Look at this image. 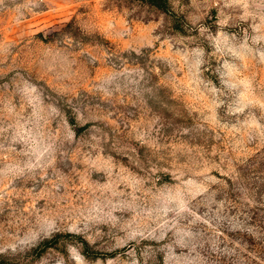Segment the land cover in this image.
Returning <instances> with one entry per match:
<instances>
[{
    "label": "rangeland",
    "instance_id": "374dc122",
    "mask_svg": "<svg viewBox=\"0 0 264 264\" xmlns=\"http://www.w3.org/2000/svg\"><path fill=\"white\" fill-rule=\"evenodd\" d=\"M168 5L0 0V264H264V0Z\"/></svg>",
    "mask_w": 264,
    "mask_h": 264
},
{
    "label": "trees",
    "instance_id": "16d2710c",
    "mask_svg": "<svg viewBox=\"0 0 264 264\" xmlns=\"http://www.w3.org/2000/svg\"><path fill=\"white\" fill-rule=\"evenodd\" d=\"M139 1L144 3V4H146V5H148V6H150V7H152V8H155V9H157L159 11H162V12H165V13L169 12V9H168L169 0H139ZM175 28H178V26L175 25ZM69 237H72V236L70 235ZM51 246H54V245H51ZM84 249H85V252H88V250H89L88 249V244L85 241H83V250ZM2 264H4V263H2Z\"/></svg>",
    "mask_w": 264,
    "mask_h": 264
}]
</instances>
